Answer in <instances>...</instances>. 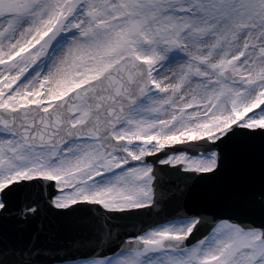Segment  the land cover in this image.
Returning <instances> with one entry per match:
<instances>
[{
	"label": "snow or ice",
	"instance_id": "6c2138e0",
	"mask_svg": "<svg viewBox=\"0 0 264 264\" xmlns=\"http://www.w3.org/2000/svg\"><path fill=\"white\" fill-rule=\"evenodd\" d=\"M0 264H264V0H0Z\"/></svg>",
	"mask_w": 264,
	"mask_h": 264
}]
</instances>
